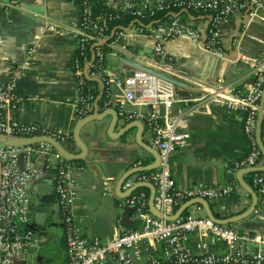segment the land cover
I'll return each mask as SVG.
<instances>
[{"label": "built area", "instance_id": "built-area-1", "mask_svg": "<svg viewBox=\"0 0 264 264\" xmlns=\"http://www.w3.org/2000/svg\"><path fill=\"white\" fill-rule=\"evenodd\" d=\"M148 1L126 2L118 7L136 6V11L140 12ZM155 1L161 5L168 0ZM177 3H182L186 9L206 12V25L185 27L177 24L169 27L166 33L171 36L188 35L218 55L221 51L215 44L219 43L217 32L221 20L236 13H242L246 18L264 13V0H188ZM85 21L80 13V29L72 57L77 86L73 98L74 115L83 118L105 108H114L117 115L128 121H139L149 131L150 144L156 154L155 167L148 168V163L135 158L122 180V188L128 189L125 204L133 207L131 218L137 219L139 225L104 240L81 231L71 206L78 194L76 178L69 160L61 156L52 143V140H67L70 135L60 128H47L36 121L8 117L6 109L14 107L18 97L14 80H7L0 86V135L14 140H32L0 145V264H25L28 251L39 248L41 234L26 227L30 219L29 188L32 182L39 190L54 192L64 228L65 264H264L262 250L243 253L216 252L207 248L208 242L217 240L233 244L241 237L233 226L208 215H176L177 208L191 199L217 200L230 194L236 181L232 179L217 185L195 182L180 188L175 182L172 161L176 148L189 140L186 129L188 116L205 112L215 105L241 116L243 132L248 139L247 151L232 165L228 164V170L258 166L263 157L256 132L258 114L264 110L260 105L264 90V50L255 56L245 57L253 80L244 89H236L220 78L209 88L191 93L186 92L187 73L173 65L165 50L166 36L154 43L153 56L148 57L126 46L117 48L113 44L119 34L128 32L130 28L133 29L132 34L144 32L140 27H127L114 39L105 42L101 26L93 25V31L88 33ZM88 40H92L89 45ZM103 44L109 50L117 49V72L106 65L109 50H105ZM94 78L101 83L100 93L91 87L90 82ZM181 91L185 92L184 95ZM179 101L185 103L174 110L173 105ZM51 150L57 157V165L53 179L46 185L38 180L42 169L33 165V155L47 154ZM251 180L264 202V164L252 173ZM142 184L151 187L150 194L143 188H137ZM260 209L259 205L253 207L258 215ZM192 232L198 236L195 249L187 243ZM254 236L258 237V234ZM261 239L264 243V237ZM158 246H161L160 250Z\"/></svg>", "mask_w": 264, "mask_h": 264}, {"label": "crops", "instance_id": "crops-1", "mask_svg": "<svg viewBox=\"0 0 264 264\" xmlns=\"http://www.w3.org/2000/svg\"><path fill=\"white\" fill-rule=\"evenodd\" d=\"M138 1L141 0H106L112 6ZM23 4L38 8L40 13ZM11 7L20 12L8 15ZM81 9L77 0H0V86L7 80L15 82L18 101L14 107L6 109L8 117L36 121L47 128H60L69 133L67 140L57 143L72 156L61 152L60 155L67 160L73 159L69 162L78 194L71 203L72 210L84 234L97 235L104 240L139 225L137 219L131 218L133 210L127 214L131 223L124 219L123 210L127 205L124 198L128 189L122 188V180L133 159L140 158L151 168L156 165V154L144 124L126 120L117 115L114 108H105L97 112L102 114L101 117L89 120L86 119L88 115L83 118L74 115L73 98L77 86L72 57L80 29ZM206 22V13L173 12L163 25L139 34H132L133 29L130 28L128 32L119 34L113 44L117 48L126 46L152 57L154 43L166 36L164 47L173 65L188 75L186 92L199 93L216 84L220 78L236 89H244L253 80L245 57L255 56L264 50V13L251 18L236 13L221 20L217 32V48L221 55L203 48L200 42L188 35L171 36L166 33L169 27L177 24L203 27ZM116 50L113 47L106 56V65L114 72L119 67ZM90 83L94 91L100 93L99 80L94 78ZM181 92L184 95L185 92ZM184 103L176 102L173 109ZM260 127L257 138L264 150V110ZM186 129L188 142L177 147L172 154L176 185L180 188L195 182L217 185L232 179L237 184L230 194L217 200H189L177 208L176 215H208L220 223L233 226L241 236L233 244L225 240L208 242V249L216 252H264L261 239L264 237V202L251 180L253 168L264 164V152L258 166L228 170V164L247 151L248 139L243 132L241 116L219 106L212 105L205 112L188 116ZM40 154L42 157L38 158L37 167H41L42 174L38 180L48 185L56 170L57 157L53 150ZM140 186L151 193L148 184ZM29 193L30 197L39 193L47 195L46 200L36 203H32L31 197L30 219L36 206H46L50 210L49 221L56 225L53 226L57 232L53 243L64 246L62 217L54 192L39 190L32 182ZM257 205L261 208L260 215L253 211V206ZM43 214H47V210ZM197 240V234L192 232L187 243L195 249ZM61 254V264H65V246ZM40 255L50 257L39 252Z\"/></svg>", "mask_w": 264, "mask_h": 264}, {"label": "trees", "instance_id": "trees-1", "mask_svg": "<svg viewBox=\"0 0 264 264\" xmlns=\"http://www.w3.org/2000/svg\"><path fill=\"white\" fill-rule=\"evenodd\" d=\"M82 5L81 16L86 18L85 25L87 32H92L93 25L97 24L101 26L102 33L105 35V42L114 39L118 33L122 32L127 27L137 26L144 32H148L150 28L163 25L166 18L173 12H201L197 9H186L182 7V3L179 1L188 0H168L161 5H158L157 1L149 0L145 9L137 12L136 6L118 7L109 5L106 0H77ZM209 13H211L209 11ZM96 35V34H94ZM92 40H88L87 45L91 44ZM94 45H92L93 47ZM105 50H109L107 45L103 44ZM218 46V43L215 44ZM90 49H88V55ZM96 92V91H94ZM263 124V123H262ZM72 161L73 159H69ZM233 161L229 163L232 165ZM257 170H252V173ZM137 188H142L139 186ZM135 227V226H132ZM64 246L65 243L63 242ZM62 246V248L64 247ZM66 255V253H65ZM67 259V257H66Z\"/></svg>", "mask_w": 264, "mask_h": 264}, {"label": "water", "instance_id": "water-1", "mask_svg": "<svg viewBox=\"0 0 264 264\" xmlns=\"http://www.w3.org/2000/svg\"><path fill=\"white\" fill-rule=\"evenodd\" d=\"M22 6H25L26 8L28 9H31L35 12H39V9L38 8H35V7H31V6H27V5H22ZM20 12V10H17L16 8H13L11 7L10 10L7 12L8 15H16V13ZM26 15L32 17L33 19H35L32 14H28L26 12ZM36 20V19H35ZM187 82V81H186ZM260 105H261V108L264 107V90H263V94H262V98H261V101H260ZM102 114H98V113H93V114H90L86 117L87 120L89 119H92V118H95V117H101ZM261 121H262V111H260L259 113V118H258V125H257V137H259V133H260V125H261ZM32 139H29V140H14L12 138H7L5 136H2L0 135V141L3 142V143H10V144H20V143H25V142H28V141H31ZM52 143L54 144V146L63 154H66L68 155L69 157H71L72 155L67 153L66 151H64V149L61 147V145L59 143H57L55 140H52ZM264 152V150H263ZM19 161L20 163H22V156H20L19 158ZM253 169H257V168H253ZM125 177V176H124ZM123 177V178H124ZM47 210V214H43L44 211ZM133 210V207L132 206H128V205H125L124 206V210H123V215H124V219L125 221H127L128 223H131V221L128 220V212ZM50 219V210H48V208H46V206H36L35 209H34V212L31 216V219L29 220V223H26V226H29L34 233L36 234H42L41 231L42 230H45L46 228L49 227L50 224H52V221H49ZM51 258H47L43 255H40L38 256L37 258V261H36V264H46L48 261H50Z\"/></svg>", "mask_w": 264, "mask_h": 264}, {"label": "rangeland", "instance_id": "rangeland-1", "mask_svg": "<svg viewBox=\"0 0 264 264\" xmlns=\"http://www.w3.org/2000/svg\"><path fill=\"white\" fill-rule=\"evenodd\" d=\"M1 144L2 142L0 141V145ZM41 157H42V154L40 153H38V155H33V165L34 166L39 165L38 158H41ZM51 161L53 162L54 158H52ZM46 196L47 195L43 193L32 194L31 196L32 203L44 201V199L46 200L47 198ZM53 226L55 227L56 225L50 224L48 228L41 231L42 234H41V238L39 241V244H40L39 248L31 249L28 251V253L26 254L27 262L25 264H36L37 256L39 252L47 256H50L49 258H51V260L48 261L46 264H61L62 263L63 261V257L61 254L62 246H60L59 244L56 245L53 243V238H56V234H57ZM53 245H56V246H53Z\"/></svg>", "mask_w": 264, "mask_h": 264}]
</instances>
